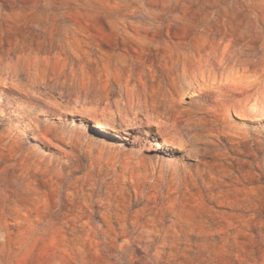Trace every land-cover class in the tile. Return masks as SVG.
Wrapping results in <instances>:
<instances>
[{
  "label": "rangeland",
  "instance_id": "374dc122",
  "mask_svg": "<svg viewBox=\"0 0 264 264\" xmlns=\"http://www.w3.org/2000/svg\"><path fill=\"white\" fill-rule=\"evenodd\" d=\"M0 264H264V0H0Z\"/></svg>",
  "mask_w": 264,
  "mask_h": 264
},
{
  "label": "bare ground",
  "instance_id": "6f19581e",
  "mask_svg": "<svg viewBox=\"0 0 264 264\" xmlns=\"http://www.w3.org/2000/svg\"><path fill=\"white\" fill-rule=\"evenodd\" d=\"M97 128L100 129V128H102V127H101L99 124H97Z\"/></svg>",
  "mask_w": 264,
  "mask_h": 264
}]
</instances>
